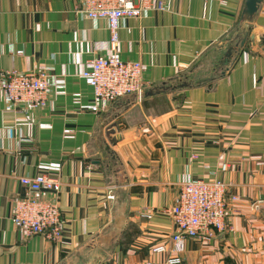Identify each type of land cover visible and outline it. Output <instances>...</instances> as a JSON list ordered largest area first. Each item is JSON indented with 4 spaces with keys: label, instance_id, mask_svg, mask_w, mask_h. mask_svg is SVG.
<instances>
[{
    "label": "crops",
    "instance_id": "crops-1",
    "mask_svg": "<svg viewBox=\"0 0 264 264\" xmlns=\"http://www.w3.org/2000/svg\"><path fill=\"white\" fill-rule=\"evenodd\" d=\"M244 2L166 0L164 8L121 21L120 52L146 66L149 87L182 74L207 77L215 69L211 49L236 26ZM251 32L256 39L230 72L212 86L187 89L181 107L172 92L120 115L116 162L96 163L103 113L90 110L92 93L80 74L87 59L110 47L106 22L89 19L77 0H0V80L12 70L45 69L55 82L47 105L28 113L0 90V264L161 261L151 245L173 232L165 209L195 177L220 178L227 196L240 199L230 204L237 212L229 229L211 243L190 239L182 264H264V3ZM41 169L62 182L66 227L57 243L26 236L11 220L12 201L28 193L20 177ZM115 183L126 187L120 195L128 224L110 252L94 240L119 215L121 203L107 197Z\"/></svg>",
    "mask_w": 264,
    "mask_h": 264
},
{
    "label": "built area",
    "instance_id": "built-area-1",
    "mask_svg": "<svg viewBox=\"0 0 264 264\" xmlns=\"http://www.w3.org/2000/svg\"><path fill=\"white\" fill-rule=\"evenodd\" d=\"M166 0H77L78 8L91 20H104L109 31L106 53L87 59L80 77L92 93L90 110L101 114L121 98L140 94L150 86L145 67L140 60L124 57L119 48L121 21L138 19L156 6L164 8ZM55 82L47 70L4 73L0 90L7 103L28 113L47 105ZM20 182L28 193L12 201L11 220L26 236L41 235L51 242L61 241L66 227L60 210L59 193L62 182L48 169L34 176H21ZM174 204L165 209L171 216L174 229L167 240L153 243L151 252L163 256L161 261L148 260L145 264H182L190 239L211 243L216 236L229 229L228 219L239 202L238 195L227 196V185L220 178L195 177L182 182ZM109 194L108 199H114ZM151 218V214H148Z\"/></svg>",
    "mask_w": 264,
    "mask_h": 264
},
{
    "label": "water",
    "instance_id": "water-1",
    "mask_svg": "<svg viewBox=\"0 0 264 264\" xmlns=\"http://www.w3.org/2000/svg\"><path fill=\"white\" fill-rule=\"evenodd\" d=\"M263 3L264 0H245L236 26L211 49L210 59L214 61L212 66H214L215 69L211 73H209L210 69H207V73H209L207 77H201V74L195 73L182 74L167 82H162L156 86L146 88L140 94L133 93L127 95L116 103L108 106L100 116L98 122V145L102 150L99 152L101 158L98 159L96 163H100L102 160L113 163L116 162L115 153L113 147H111L120 139L119 136H114L118 129V124L115 120L120 115L127 112L138 101L175 92L171 100L173 105L179 108L183 103L185 91L187 89L193 86H212L217 79L225 77L234 66L248 39H256V34L255 32H251V29ZM114 186L115 190L112 192L114 196V206L121 203L119 215L113 227L107 229V232L101 234V236L94 240L99 246L110 252H112L114 247L118 244L119 238L128 224V201L123 199L120 195V192L126 190V187L120 186L117 183H115ZM102 259H104V257H102Z\"/></svg>",
    "mask_w": 264,
    "mask_h": 264
},
{
    "label": "rangeland",
    "instance_id": "rangeland-1",
    "mask_svg": "<svg viewBox=\"0 0 264 264\" xmlns=\"http://www.w3.org/2000/svg\"><path fill=\"white\" fill-rule=\"evenodd\" d=\"M213 68H215L214 66H213ZM211 70H212V68H210Z\"/></svg>",
    "mask_w": 264,
    "mask_h": 264
}]
</instances>
